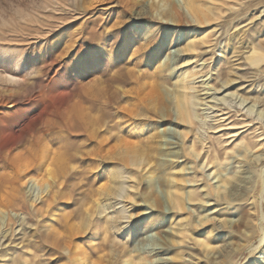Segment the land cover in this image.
<instances>
[{
  "label": "rangeland",
  "instance_id": "374dc122",
  "mask_svg": "<svg viewBox=\"0 0 264 264\" xmlns=\"http://www.w3.org/2000/svg\"><path fill=\"white\" fill-rule=\"evenodd\" d=\"M263 10L264 0H0V75L25 80H0V99L19 104L0 107L17 110L0 114V161L31 138L54 151L51 200L33 202L42 189L28 180L47 167L38 159L0 219V264H264L256 227L236 228L242 212L255 225L264 217ZM187 70L201 103L190 122L177 106ZM28 101L47 113L18 149L3 146ZM111 184L122 195L108 207L109 233H96L104 218L86 202Z\"/></svg>",
  "mask_w": 264,
  "mask_h": 264
},
{
  "label": "bare ground",
  "instance_id": "6f19581e",
  "mask_svg": "<svg viewBox=\"0 0 264 264\" xmlns=\"http://www.w3.org/2000/svg\"><path fill=\"white\" fill-rule=\"evenodd\" d=\"M189 4L192 5L193 9L196 11L195 4H193V2L191 3L190 1H189ZM261 47H263V46H261ZM196 50H197L196 43H192V44L188 45L184 49L183 52L184 53H191V52H195ZM192 76L193 75L188 70L180 76L181 85L179 87V95H178V99H177L179 116H181L185 121H189V122L193 120L194 107L196 105L201 104V103H199L200 100H198L197 96L190 94V89H191V84H192V79H191ZM0 80L4 81L6 84H8L12 87H20L23 84H25L24 79H21L20 77L13 76V75H5V76L0 75ZM228 84L229 83H226L224 86L226 87V86H228ZM213 99L221 101L224 98L213 97ZM9 104H11L12 107H14V108H18V110H19V104L17 102H14L11 99V97H5V98L0 99V107H4L6 105L8 106ZM26 104H27L26 106H29V107L22 108V110L18 111V112H21L23 114L22 117L19 118L13 125L6 126V128L3 130V135L1 137V144L3 146L16 148L23 141L24 137L33 130L34 125L38 121L43 119L44 115L48 111L47 105H45L44 107H42L40 109H37L34 106L30 105L31 104L30 101H28ZM15 111L17 113L16 109H13V110L8 111V112H6L4 110H0V114L13 113ZM126 115H129V114H126ZM257 115H258L257 119H263L264 112L261 111V112L257 113ZM129 117H130V115H129ZM126 121H129V120L126 119ZM129 129L131 131L133 130L132 127ZM118 140L121 143H123V146L127 150V146L130 143V141L128 142L127 138L122 137V136L119 137ZM29 142H30V148H28V150H25L23 152L22 151L18 152L17 154L15 153V155H13L12 157L8 154L11 157V159L8 162L0 161V167H2L3 170L4 169L7 170V172L0 175V219L4 217L5 213L7 212L9 205L19 204V202H18L19 190L22 187L21 182L24 179L23 177H26L29 173H31V171L33 172L34 166L37 164L38 159H40V160L42 159L40 161V163H41V166H43V167L44 166L49 167L51 165V163L46 162V157L48 154H50L51 152H54V151L52 150V146H50L45 141V137L39 138L38 144L35 141V139H33V138H31V140ZM36 145L37 146L39 145L38 148H35ZM151 146L152 145L147 146L144 149L145 154L152 153L153 151H156V149L151 147ZM16 149H18V148H16ZM195 154H196L195 155V157H196V156H199L200 153H195ZM144 156H145L144 153L136 151L135 155L130 156V158H131L132 163L134 165L138 166V165H141L142 163H144ZM127 162H128V160H127ZM242 162L243 161L241 159H238V163L242 164ZM47 167H46V171H44V173H40L38 176H31L28 180V182H31L32 184H35L40 189H42V193L40 196H35L34 199L32 198L33 202H35V203L43 204L45 201L48 200V202H49L51 200V198H50L51 194L48 192V186L49 187L51 186L50 180L51 179L53 180L54 176H53L52 169L50 167L47 169ZM23 173H25V176L22 177ZM113 182L116 184L117 181L113 180ZM24 183H26V180L24 181ZM229 183L231 184V186L233 188L234 183H232V181H229ZM122 191H123V186L120 184H119V186L111 184V185L106 186V187H105V185H100L97 188L96 194L93 197L89 198L90 200H88L86 202L87 204L93 202V204H95V208H97V210L99 211V216L104 218V221H103L104 225L102 224L103 226H97L95 229H93L94 232L96 231V233H99L101 231L103 233H106V232L109 233V225H112V224L109 221L110 211H107V210H108V207L110 205H112L111 201L117 200L122 195ZM105 201H109V203L104 204ZM170 202H173V204H175V206H177L178 208H180V206H181V202H180L179 198L173 199L171 196ZM109 209H111V208H109ZM86 210H87V213L90 215L91 214L90 209L87 208ZM252 221H253V218L249 212H242L239 216L238 221L236 222V228L239 229L242 225L250 227V228L256 227L258 235L260 236V239L264 238V217H262L260 224H258V225H255ZM21 224H22V222L20 223V225ZM110 228H111V226H110ZM42 234H43L42 235L43 237H45L47 240H49L54 246L58 247L59 249H64L67 247V249L70 251V253L71 252L73 253L74 261L79 259L78 256L81 253L78 251L70 249L68 246H65L66 243H64V239L58 234L57 231H52V232L45 231ZM97 239H100V238L98 237ZM166 246H168V241L165 240V242H164L165 249H166ZM107 248H108V245L106 243L105 244L102 243L97 248V250L98 251L99 250H106ZM84 254H85V257H87L88 254H90V253L85 252ZM83 264H93V263H91V261L85 260ZM139 264H141V263L139 262Z\"/></svg>",
  "mask_w": 264,
  "mask_h": 264
}]
</instances>
